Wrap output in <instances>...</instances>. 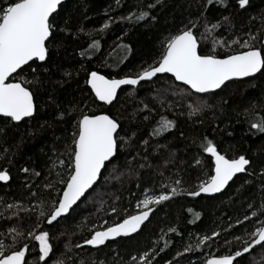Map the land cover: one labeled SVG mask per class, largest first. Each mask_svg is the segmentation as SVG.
Returning a JSON list of instances; mask_svg holds the SVG:
<instances>
[{"label":"trees","instance_id":"trees-1","mask_svg":"<svg viewBox=\"0 0 264 264\" xmlns=\"http://www.w3.org/2000/svg\"><path fill=\"white\" fill-rule=\"evenodd\" d=\"M144 2L146 4L148 0ZM228 2L235 5V0ZM139 3L141 0H121L118 7L116 0L64 1L56 20L59 28L49 44V63L52 65L54 83L46 85L47 91L45 88L33 89L36 91L34 102L37 111L32 118H26L15 125L0 124L4 128V133H0V170H7L11 177L7 184L0 182V197L8 202H19L30 212L33 208H36V212L39 211L36 207L39 197L33 199L29 189L47 199L45 183L52 180L57 171L66 176V164L61 168L59 160H68V146L72 142L75 121L81 109L86 114H109L120 122V136L125 139L132 137L130 147L117 156L121 164L126 151L137 147L143 150L136 142L149 139V132L159 116H154L153 122L149 123L143 119L148 113L141 112L140 109L144 104L154 106V90L163 85L167 74L160 75L155 84L142 82V86L136 89L124 86L119 89L118 97L112 105H104L93 101V97L89 95L90 89L85 85V71L80 69L82 65L85 70L99 69L101 74H108L109 78H119L138 71L145 61L151 63L158 57L161 41L183 27L190 16L197 14L196 5L193 0H163V6L158 5L151 12L156 20L149 19L138 24L117 21L108 30L94 33L93 38L100 41L101 51L90 60L80 57L78 53L91 40L83 32L78 37L75 35L81 27L86 31L98 30L108 16H126ZM205 14L212 21L219 19L221 15L231 14L234 17L232 25L217 31L227 41L239 39L243 42L249 29L255 33L261 26L260 16L264 14V0H251L246 10H239L238 6L225 9L218 5H209ZM253 17L255 19H250ZM60 29L65 31L61 32ZM117 44H126L131 51L121 52L116 48L113 52ZM211 47L210 42L207 46L202 45V51L207 52ZM237 50H242L240 45L233 44L231 49L219 48L218 52L223 55ZM120 55H126L127 59L123 64L115 66V60ZM65 71L71 73V78L64 77ZM22 75L29 81L33 79L27 72ZM56 81L62 83L56 84ZM168 99L174 97L169 93ZM205 102L208 107L191 119L187 115V101L184 102L183 115H178L181 111L179 108L176 113L157 108L158 112H162L169 119L178 120V126L163 137L151 138L149 163L153 168L140 169L135 174H128L126 169H121L125 172L123 176H120V172L113 173V176L120 178H110L107 182L102 179L95 190L83 198L66 218H62L54 226L42 224L43 230L49 231L53 238L59 236V239L52 240L55 248L54 254H50L48 264L57 259H65V264H71L72 261L75 264H81V261L84 264H132L133 255L139 257L144 251L159 248H164V251L156 255L154 264H204L209 255L234 253L243 245V241L249 238L245 233H250L254 227L259 226L256 218L249 222L244 220V216H251V212L259 208L262 202L260 181L250 178L247 173L234 177L226 189L217 195H181L164 202L163 205L153 206L157 210L142 225L139 233L133 234L131 238L120 237L107 241L99 248L85 245L80 249L73 247L71 251L65 249V244L75 245L82 243L84 238H89V230L93 225L99 228L105 225V221L107 225H112L127 214H135L138 199L159 194L161 187L171 185L177 174L184 182L185 191L195 190L199 182L206 179L205 172L208 171L204 167L207 160L198 151L205 136L218 146L221 154L229 158L245 154L252 161V169L256 171L264 166V133L253 135L255 130L249 131L250 125L246 121L252 117L245 111L252 102L264 105V75L257 74L255 78L227 82L214 95L205 97ZM74 104H79L76 112H73ZM256 113L257 118L264 117V108L257 107ZM133 133L136 135L133 136ZM170 153L171 163H166ZM132 154L135 155V152ZM193 157L203 160L204 163L196 166ZM157 165L159 168L154 171ZM23 168H28L29 172H23ZM160 173H163V178ZM104 176L108 177L109 172L105 171ZM250 179L255 182L245 184ZM56 187L59 189L60 185L57 184ZM250 203L254 205L252 209L248 207ZM113 204L118 208L116 214L111 213L110 206ZM36 212H32L31 219L24 216L21 223L25 234L32 230ZM237 220L243 221L244 227ZM77 225L87 227L78 228ZM10 226V223L0 219V231ZM169 228H175L176 232H170ZM213 232L219 233V236L212 237ZM205 235L212 237L211 240L207 244L198 245L199 239ZM235 237L241 239L237 241ZM165 241H168L167 245ZM3 242L7 245L11 240L6 239ZM25 242L29 243L30 249L35 243L25 240L19 241L16 246ZM186 247H190L191 251H185ZM35 252H38V245ZM60 253H66V256L60 257ZM34 255V252H27V260L32 261ZM237 260L239 264H264V252L257 247L251 256L245 254Z\"/></svg>","mask_w":264,"mask_h":264},{"label":"snow or ice","instance_id":"snow-or-ice-1","mask_svg":"<svg viewBox=\"0 0 264 264\" xmlns=\"http://www.w3.org/2000/svg\"><path fill=\"white\" fill-rule=\"evenodd\" d=\"M63 3L64 0H0V124L15 125L24 121L25 118H32L37 111V105L34 102L36 91L33 89L45 88L47 91L46 85L54 83V73L49 63L51 58L49 44L59 28L56 20ZM120 3L121 0H116L118 7ZM193 3L196 5L197 14L190 16L183 27L161 41L158 57L151 63L145 61L138 71L119 76V78L116 76L109 78L108 74H101L99 69L85 70L82 65L80 70L85 71V85L90 89L89 95L93 97L94 102L104 105L113 104L122 86H131L132 89H136L142 86V82L155 84L161 74H167L163 85L154 90L156 91L154 106L149 107L148 104H144V107L140 109L141 112L148 113L143 116L144 121L152 123L156 115L159 119L155 120L149 132V139L136 142L142 146L143 150L137 147L126 151L125 159L121 164L117 156L130 147L129 142L132 137L127 139L121 137L120 122L109 114H86L82 109L79 110L72 133V142L68 146V160L67 162L59 160L61 168L66 164V176L63 172L57 171L53 179L45 183L47 199L29 189L33 199L39 197V204L36 206L39 211L36 212V208L32 209V212H36V219L31 231L25 234L21 222L24 216L31 219L32 212L19 202H8L0 197V219L11 224L6 230L0 231V264H41V262L48 264L51 259L50 254H54L55 245L52 240L59 239V236L53 238L49 231L43 230L42 224L54 226L62 218H66L73 210V206L93 192L102 179L107 182L110 178H120L113 176V173L120 172V176H123L125 172L121 169H126L128 174H135L140 169L153 168V165L149 163L150 150H152L151 138L163 137L165 133H171L178 126V120L169 119L162 112H158L157 108L173 113H176V109L179 108L181 111L178 115H183L184 102L187 101V115L191 119L208 107L205 97L214 95L216 90L226 86V82L255 78L257 74L264 75V14L260 16L261 26L255 33L249 29L245 33L247 38L243 42L239 39L227 41L217 31L232 25L234 17L231 14L221 15L215 21L210 20L205 14L209 5H218L225 9L238 6L239 10H246L251 0H235V5L229 4L228 0H193ZM158 5L163 6V0H148L146 4L144 0H141V3L126 16H108L98 30L86 31L81 27L75 35L78 37L83 32L91 42L78 55L90 60L99 53L101 45L98 39L93 38L94 33L108 30L117 21L138 24L142 21L147 22L149 19L156 20L151 12ZM60 31L63 32L65 29ZM209 42L212 45L209 51H202V45L207 46ZM233 44L240 45L242 50L226 52L223 55L218 52L219 48L231 49ZM116 48L121 52L131 51L126 44H117L113 52ZM126 59V55L118 56L115 66L123 64ZM25 72L33 77L31 81L22 75ZM63 75L71 78L70 72L65 71ZM55 83L61 84L62 81ZM169 93L174 99H168ZM49 95L52 99V95ZM53 102H55L54 99ZM257 107L264 108V105L252 102L245 110L252 117L246 122L250 125V132L255 130L253 135L264 133V117L257 118ZM78 108L79 104H74L73 112H76ZM0 133H4L3 127H0ZM132 135L135 136L136 133ZM181 135L183 136V133ZM163 147L167 148V145ZM4 151L7 152V149ZM133 151L135 155L132 154ZM198 151L207 160L204 167L208 171L205 172L206 179L200 181L195 190L185 191L184 182L177 174L172 179L171 185L161 187L159 194L146 195L143 199H138L135 214H127L112 225H107V221L99 228L93 225L89 230V238H84L82 243L75 245L65 244L66 251H71L73 247L80 249L85 245L99 248L117 237L131 238L133 234L139 233L142 225L157 210L153 206L163 205L164 202L181 195L199 197L202 193L208 195L220 193L237 174L247 173L250 178L260 181L262 202L259 208L251 212V216L245 214L244 220L251 222L252 218H256L259 226L254 227L252 232L245 233L249 238L245 239L243 245L234 253L209 255L204 264H234V261L239 264L237 258H243L245 254L251 256L257 247L264 252V219L260 218L264 217V166L256 171L252 169V161L245 154L232 158L221 154L218 146L206 136L202 138ZM171 159L170 153L165 162L171 163ZM193 160L196 166L204 163L196 157H193ZM158 168L159 165L153 170ZM22 171L27 173L29 169L23 168ZM105 171L109 172L108 177L104 176ZM35 175L39 176L40 173ZM160 176L163 178V173H160ZM10 179L7 170H0V182L7 184ZM254 182L250 179L246 180L245 184ZM57 184L60 185L59 189L56 187ZM53 192L56 194L52 195ZM110 207L112 214L118 212L115 204ZM248 207L252 209L254 205L250 203ZM237 223L244 227L243 221L237 220ZM77 227H87V225H77ZM169 231L176 232V229L169 228ZM218 236L219 233H212V237ZM212 237L207 235L201 237L198 245L207 244ZM6 239H10L11 243L6 245L3 242ZM235 239L239 241L241 237H235ZM25 240L35 242L31 249L27 242L16 246L19 241ZM167 243L168 241H165V245ZM226 243L229 242L226 241ZM37 245L38 252H35ZM29 251L35 253L32 261L26 258V253ZM163 251L164 248L149 249L140 253L139 257L133 255L132 264H154L156 255ZM185 251H191V248L186 247ZM65 256L66 253H60V257ZM67 259L70 260V258ZM52 264H65V259L53 260ZM71 264L75 262L72 261ZM81 264L84 262L81 261Z\"/></svg>","mask_w":264,"mask_h":264},{"label":"water","instance_id":"water-1","mask_svg":"<svg viewBox=\"0 0 264 264\" xmlns=\"http://www.w3.org/2000/svg\"><path fill=\"white\" fill-rule=\"evenodd\" d=\"M64 1H65V0H64ZM161 75H163V74H161ZM243 79H246V78H243ZM226 83H227V82H226ZM123 87H124V86H122V88H123ZM218 90H219V89H218ZM118 91H119V90H118ZM216 91H217V90H216ZM99 103H100V102H99ZM101 104H102V103H101ZM99 114H105V113H99ZM25 119H26V118H25ZM241 174H242V173H241ZM237 175H239V174H237ZM230 182H231V181H230ZM230 182H229V183H230ZM1 183H3V182H1ZM4 184H5V183H4ZM226 187H227V186H226ZM226 187H225V189H226ZM225 189H223L221 192H223ZM221 192H220V193H221ZM217 194H219V193H215V194H211V195L203 194V193H202L201 195H203V196H214V195H217ZM82 199H83V198H82ZM82 199H81V200H82ZM79 202H80V201H78L77 204H78ZM75 206H76V205H74L73 208H74ZM145 223H146V222H145ZM118 238H120V237H117L116 239H118ZM116 239H115V240H116ZM110 241H112V240H110Z\"/></svg>","mask_w":264,"mask_h":264}]
</instances>
